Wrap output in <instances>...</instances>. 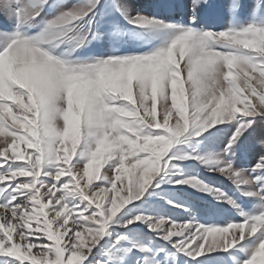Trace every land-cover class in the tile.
<instances>
[{"label": "snow or ice", "instance_id": "6c2138e0", "mask_svg": "<svg viewBox=\"0 0 264 264\" xmlns=\"http://www.w3.org/2000/svg\"><path fill=\"white\" fill-rule=\"evenodd\" d=\"M0 264H264V0H0Z\"/></svg>", "mask_w": 264, "mask_h": 264}, {"label": "rangeland", "instance_id": "374dc122", "mask_svg": "<svg viewBox=\"0 0 264 264\" xmlns=\"http://www.w3.org/2000/svg\"><path fill=\"white\" fill-rule=\"evenodd\" d=\"M184 2L185 3H188L189 2V0H184ZM218 23H225L226 21L224 20V19H220L219 21H217ZM181 67L183 68V65H181ZM209 175H211V174H209ZM220 179H222V178H220ZM224 183H227L226 181L224 182Z\"/></svg>", "mask_w": 264, "mask_h": 264}]
</instances>
